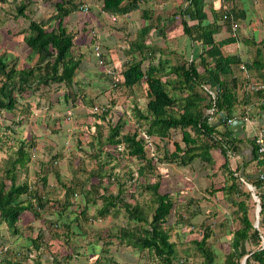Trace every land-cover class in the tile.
<instances>
[{
    "label": "rangeland",
    "instance_id": "374dc122",
    "mask_svg": "<svg viewBox=\"0 0 264 264\" xmlns=\"http://www.w3.org/2000/svg\"><path fill=\"white\" fill-rule=\"evenodd\" d=\"M55 1L30 0L24 9V16H22L17 15L15 10L19 0H0V54L17 57L19 67L31 65L34 58L24 44L22 36L27 34L29 19L45 20L53 13ZM70 1L77 7L64 18V25L73 34L72 52L82 56L76 73V81L79 82L80 78H84L83 74L89 71L94 77H102L108 90L100 91L101 86L96 82V79L92 80V85L88 84L91 89L85 84L78 85V82H75L74 86L70 88L73 91L80 89L85 97L80 101L77 100L75 106H69L63 98V93L70 88L57 83L41 87L39 85L35 90H26L17 95V105L13 111L0 110V134L2 137L0 141V174L1 170L7 167V158L15 157V151L19 145L18 139L26 142L25 149L30 150L26 145L31 140L32 135L30 134H33L34 145L31 148L33 155L24 167H16L15 180L16 182L27 181L35 187L38 182H36V177L40 175L39 170H41V172H47L51 185L48 188L39 187L40 189H38L40 194H45L44 197L42 195V199H46L43 209L35 208L41 216L37 219V215L34 219L33 212L23 211L18 221L20 229L18 234H12L5 224L0 222V242L5 247V250L1 249L4 252H0V257L5 254L4 256H7L13 264H161L146 249L137 250L130 245L118 243L117 239L112 237V234L120 226L135 223L126 218L123 208L119 207L115 218L111 215L101 219L92 216L86 221L81 219L76 226L75 221H70V217L73 218L76 210L73 207L70 209V206L62 209L63 193H59L56 188L61 181L63 185L74 188V182L78 187L80 181L88 180L98 182V187L105 184L106 187L108 186V191L109 185H113L114 189L116 186H122L120 199L130 204L135 201L139 202L143 213L146 211V215L144 214L146 220L139 221L138 224L146 227L153 205L151 194L145 191L142 186L146 183L159 181V190L170 193L173 202V207L163 223L168 231L169 240L174 243L175 259L173 264H200L202 257L195 241L201 237L205 225L211 230V235L206 243L213 252L214 263L224 264V256L229 248L230 232L239 223L232 203V199L238 196L235 195L233 198V193L221 196L220 192L217 194L210 192L213 186L219 187L225 181V172L218 167L220 154L212 152L213 161L210 163L201 162L196 158L186 166H179L174 162L158 161L166 150L168 152L173 150V143L183 146L180 130L171 129L163 140L153 137V156L147 149L144 150L145 156L154 160L153 173L146 167L145 175L137 176L136 167L138 164L139 166L144 165V161H138L136 158L128 156L121 145H118V149L109 145L106 142V134L110 125L119 119L124 121L123 132L134 133L135 136L137 126L146 129V124L143 121L136 120L133 110L136 108L143 111L145 108V82L142 79L139 85L132 88L120 85L118 83L119 76L124 68L118 60L120 57L116 56L111 61L109 56H106V52L102 54L103 64L114 70L115 78H113L103 71V66L97 63L93 46L99 45L103 48L102 41L99 39L104 35L100 38L99 35L97 36L101 25L105 24L104 27L116 28L122 32V36L117 42L111 43H114L113 47L117 53L121 54L120 56L128 57L131 60L129 55L131 40L128 39V35L133 37L137 31L138 23L130 19L123 21L118 17L119 15L103 13L101 0ZM159 1L170 4L164 7L165 10H170V15H172L165 27H161L159 21L157 19L154 21L153 18L154 10L159 8L157 6L153 8L152 5L155 3L158 5L157 1L153 4L147 1L140 2L139 10L132 14L131 19L134 16L139 20V27L140 23L142 24L144 21L148 23V19H151L150 22L156 24L157 33L158 28L166 27L171 28L170 32L175 33V26H181L177 15L178 6L172 5V3L182 4L186 0ZM82 5L87 6L86 10L82 9ZM143 10L146 14L145 18L141 15ZM161 11H164L163 8ZM53 23L52 21L51 24L53 25ZM153 32L154 30H149L146 37L154 38ZM158 37L160 41L161 35ZM163 42L159 45L164 48ZM165 43L167 46L168 42L165 41ZM147 44L151 48L156 45L158 47L157 43H153L152 46L150 41H147ZM145 52L147 54V51ZM162 53L164 54L160 55L165 58L170 57L172 63H182L190 58L188 53H184V57L182 55L179 57L180 53L170 50L167 53ZM155 60L153 59V61ZM144 67L143 64L142 68ZM198 68L201 67L198 65ZM90 91H92L91 94ZM27 103L29 104L26 105ZM105 104L110 105V109L108 112L101 113L102 111L100 112L99 109ZM41 123L47 124L49 132H45V127L40 125ZM34 131L41 134L35 135ZM49 142L53 144L49 145ZM50 160H56V163ZM60 168L63 174H60ZM55 171H60L58 172L59 181L54 175ZM92 175L94 177H91ZM5 183L8 184V181L5 180ZM49 188H53V190ZM95 192H100V190L97 189ZM74 199L75 197L71 196L68 200L71 202ZM57 211L68 212L69 215L58 217ZM87 211L88 215H93L95 205L90 206ZM42 216H45V220ZM62 222L73 224L70 225V223L68 227H64ZM52 223L55 224L54 227L48 228V225ZM37 234L40 235L41 247L35 249L32 244L26 243L25 238L34 237ZM65 237L68 239L64 240ZM102 241H105L106 244H101Z\"/></svg>",
    "mask_w": 264,
    "mask_h": 264
},
{
    "label": "trees",
    "instance_id": "16d2710c",
    "mask_svg": "<svg viewBox=\"0 0 264 264\" xmlns=\"http://www.w3.org/2000/svg\"><path fill=\"white\" fill-rule=\"evenodd\" d=\"M29 1L19 0L15 6L17 15L24 16V9ZM141 1L146 2L148 0H101V10L111 15H121L138 8ZM202 4L203 0H189L177 13L182 32L189 36L192 41L202 39L204 44L208 45V49H205L203 53H199V63L203 67L202 73L197 71L191 60L169 67L160 60L157 61L156 65H146L145 68H142V59H131L121 70L118 83L131 88L139 84L142 79L144 80L146 96L144 112L134 109V106L132 108L136 120L140 119L146 124L145 132L147 134L163 140L168 136L171 129L180 130V139L183 146L173 143V150L169 152L166 150L158 161L174 162L179 166H186L198 158L201 162L210 163L213 158L209 150L212 147L219 149L222 162L218 167L225 172V181L219 187L213 186L210 192L220 191L224 196L233 193L242 197L239 201H235L238 210H236V213L240 214V224L230 232L229 248L223 261L224 264H240L239 259L243 253V241L248 242L250 240L259 243L257 230L247 218L248 206L244 202L250 194L249 191L238 190L242 182L238 180V177L233 174L228 166V153L230 150H234L235 140L228 138L224 134L225 132L216 137L215 130L207 121L208 116L217 114L220 111L226 117L230 116L235 93L219 77L227 74L229 65L237 62L238 59L233 55L223 56L220 53L219 47L229 39L215 43L211 37L214 28L207 29L208 26L199 25ZM76 7L77 5L70 0H56L53 13L45 20H28L27 34L22 36V40L34 58L31 65L19 67L17 57L0 54V110L13 111L17 105L16 96L26 90H35L39 85L41 87L57 83L70 88L74 86L75 82H78L76 81V73L80 66L81 55L72 52L73 34L64 25V18ZM52 21L54 22L53 25L51 24ZM191 21L195 22L191 23ZM190 26L196 28L195 30L202 29L201 35H193ZM147 29L148 27L145 25L139 28V38L136 36L131 42L137 48L139 54L143 53L142 35L146 33ZM206 54L211 59V65L205 61ZM168 74L174 75L179 88L187 91L186 95L176 96L168 91L166 87L169 81L167 79ZM162 77H165L164 80L161 79ZM204 84H210L214 87V93L211 97L208 95V106L206 105L207 108H212L211 113L202 112L198 104L200 98L194 92L196 86L201 87ZM84 97V93L80 92V89L73 91L70 88V90L63 93V98L69 106H75L76 101H80ZM123 123L124 121L119 119L110 125L106 134V142L116 149H118V145H121L128 156L134 157L138 161H144V165L139 166L138 164L136 167L137 176L145 175L144 170L146 167L153 173L154 160L145 156L142 142L135 139L134 133L123 132ZM30 138L31 140L26 145L30 150L25 149L26 142L18 139L19 145L15 151V157L9 156L7 158V167L1 170L0 174V222H3L12 234H18L20 231L18 221L23 211L30 210L35 217L38 215L35 208L43 209L46 201L42 199V194L38 191L39 187L48 188L51 186L47 172H41V170H39L40 175L36 177V182H38L35 187L27 181L16 182L15 180L16 167H24L33 155L31 148H33L34 142L32 137ZM51 162L56 163V160ZM54 175L59 181L57 171L54 172ZM5 180L8 181V184L5 183ZM89 181H80L76 192H74L72 186H65L62 181L59 182L65 188V202L62 209L70 206L76 210L75 216L70 220L71 222L72 220L75 221L76 226H78L81 219L86 221L92 216L96 219L109 215L115 218L119 207H121L126 214V218L135 223L120 226L112 234V237L117 239L118 243L130 245L137 250L146 249L161 264H173L175 259L174 243L169 240L168 231L163 226L166 216L173 207V202L167 191L159 190V181L146 183L142 186L145 191L151 194L153 205L146 227L138 224L139 221L146 220V211L143 213L139 202L135 201L130 204L120 199L122 186H117L115 192L112 193L110 190L108 191L105 185L102 186V191L99 193L95 192L97 188H91V186L98 185V182H95L96 185L90 183V188H86ZM69 195L75 197L74 201L70 202L68 200ZM88 204L90 206L95 205L93 215H88ZM61 212L58 211L57 215L60 216ZM71 222H62L61 224L68 227ZM54 225L52 223L48 225V228L54 227ZM210 235L211 230L205 225L201 237L195 241L202 257L200 264H215L213 252L206 243ZM39 238L40 235L38 234L29 237L26 243L29 242L36 249L39 246ZM101 244H106V242L102 241ZM2 247L0 242V252H4L1 251ZM4 255L0 257V262L13 264ZM244 264H264V248H259L248 254L245 257Z\"/></svg>",
    "mask_w": 264,
    "mask_h": 264
},
{
    "label": "crops",
    "instance_id": "0c3cea01",
    "mask_svg": "<svg viewBox=\"0 0 264 264\" xmlns=\"http://www.w3.org/2000/svg\"><path fill=\"white\" fill-rule=\"evenodd\" d=\"M156 1L159 2L158 5H156L155 3ZM142 2L144 3L145 1H141V3ZM147 2H149L150 4L155 3L152 5L153 8L154 6H157L159 8L154 10L153 18L154 21H156V19L159 21L161 27L163 26L165 27V25L169 23V20H171L172 15H170V10L167 11L164 9V7H167L170 4L161 3L159 0H148ZM188 2L189 0L187 2L185 1L182 4L181 3L179 4L178 2H173L172 5L178 6V10H180V8L184 7ZM162 8L164 11H161ZM137 10H139V7L118 16L122 18L121 20L123 21H127V19H130V20H134L133 22L138 23L137 31L133 34V37H131L130 34L128 35V39L131 40V42L133 41V38H135L136 36L139 38V28H141L143 25L148 27L146 33L142 35L144 46H143V53H140L141 55L139 54V51L134 45H132L131 43L129 44L130 46L129 48L131 49V53L129 55L131 56V59H135V60L142 59L143 63H141V66L144 64L145 67L146 65H156L157 61L162 60L164 65H167L169 67L172 65H176L177 63L180 64V62L172 63L170 61L171 60L170 57L165 58L161 56L164 54L162 52L167 53V51L169 50L178 52L180 53L179 57L181 55L182 57H184L183 54L188 53V57H190L188 61L191 60L195 64L198 72L201 73L203 72V67H201V64L199 63L200 62L199 53H203L205 49H208V45H205L202 39H200L199 41L198 40L192 41L189 36H187L182 32L181 27H177V25L175 26L176 28H174L175 33H173L172 31L170 32L171 28H167V27L164 29L158 28V33H157L155 29L156 24L155 23L152 24V22H150L151 19H148L149 20L148 23L145 21L142 24L140 23V27H139V20L135 19L134 16L131 19L132 14H134V12H136ZM200 13H201L200 16L201 21L199 22L200 23L199 25L204 27L208 26L207 29L214 28L211 37L215 43L229 39L219 47L220 53L223 56L233 55L238 59L237 62L229 65V72L227 74L220 75L219 77V79L225 82L227 86L231 87L233 92L235 93L230 116L226 117L225 114L222 111H220L217 114H211L210 116H208L207 121L208 124L211 125L215 130L216 137L220 136V133L225 132L224 134L228 138L235 140L234 150L233 151L230 150V152L228 153V166L233 171V174L238 177V180L242 182V185L238 187V190L249 191L250 194L249 198L244 200L245 204H247L248 206L247 218L250 220L253 227L256 221L257 226L254 228L257 230L258 236H261L263 238V242H264V179L259 180L257 178L258 173L264 171V163L262 162L261 159L258 158L253 142L255 136L257 135H260L264 138V93L262 92L253 93L246 90L244 87V83L246 81H253V82L264 81V0H203ZM224 13L230 14L233 17V19L237 22V28L234 34L231 33V29L229 27L228 22L222 19V15ZM141 15L144 18L146 17L144 10L142 11ZM194 22L195 21H191V23ZM104 26L105 24L101 25L100 29L97 31V36L99 35V38L104 35L101 39H99L100 41H102L101 45H103V48L100 47L102 49L101 53L104 54L106 52L105 53L106 56H109L111 61L114 60L116 56L117 58L120 57V59L118 60L120 64L125 67L129 63L130 59H128V57L120 56L121 54L117 53L114 49L115 47H113L114 43H111V42H117L119 40V37L122 36V32L120 30L118 31L116 28H109ZM190 28L193 31V35L194 34L201 35L202 29L195 30L196 28H193L192 26H190ZM149 30H154V32L152 33L154 35V38L152 39H148L146 37V35L149 34ZM159 35H161L160 41L158 39ZM147 41H150V43L152 42V46L153 43H157L158 47L157 45L152 48L149 47ZM165 41L168 42L167 46ZM161 42H163L162 46H164V48L161 47V45H159V43ZM158 48H160L161 50ZM145 51H147V54ZM206 55H205L206 57L205 61L209 65H211L212 64L211 59L208 55L207 56ZM153 59L156 60L153 61ZM198 65L201 67L200 69L198 68ZM241 66H243L244 68H241ZM83 75L85 79L83 77L80 78L78 85L85 84L89 89H91V86H88V84L92 85L93 84L92 80L96 79V82L99 83L101 86L99 88L100 91L103 89H108V86L104 83L102 77L101 78L94 77L89 71ZM164 78L165 77H162L161 79L164 80ZM167 79H169V81L166 87L170 93L176 96L186 95L187 91L185 89L179 88V84L176 82L175 80L176 78H174V75L168 74ZM126 88H130V87H126ZM92 91H90L89 93L91 94ZM194 92L200 98L198 104L202 112L211 113L213 111L212 108L210 106H209L210 108H207L206 105L208 106V95L211 97L214 93L213 85L204 84L201 87L196 86L194 88ZM140 112H144V110ZM232 116H236L237 119L231 122H227V121L223 122L224 120H227ZM244 117H246L247 120L243 121L242 119ZM40 125L45 127L44 129L45 132H49V130H47V124L41 123ZM40 131L42 130L40 129ZM34 134L39 135L41 133H36V131H34ZM30 135L33 136V134ZM48 144L52 145L53 143L49 142ZM209 152L210 154H212V152H216L219 155V149L216 147H212L209 150ZM221 162H222V158H220V163ZM60 171L58 172H60V174H63L61 168ZM90 183L96 185L95 181H89L88 185L86 186L87 189L90 188ZM102 186L104 187L105 184H102ZM112 186L113 185L111 186L109 185L110 188L109 190L110 192L114 193L117 186L115 189ZM103 187H98V185L91 186V188H97L98 190H100V192L102 191ZM56 188L59 193H63L61 203L64 204L65 188L61 184L58 185ZM78 188L79 187H76L75 184L74 192H76ZM49 189L53 190V188H49ZM218 192L220 191H217L215 193L217 194ZM220 193L221 196H224L222 192ZM42 195L44 197L45 194ZM235 195L238 197L234 198ZM70 198L71 195L68 196V199ZM233 198H234L232 200L234 206L233 209L237 210L236 209L237 205L235 204V201H239L240 199H242V197L237 194H234ZM89 208L90 205L88 206V209ZM70 209H72V207H70ZM53 215L57 217L55 213H53ZM62 215H69V214L68 212H63L61 213V217ZM239 215L240 214L238 213L237 220L238 223L240 224ZM40 216L41 214L39 212L36 218L38 219V217ZM42 217H44L45 220V216ZM33 218L35 219V217ZM71 219L72 218L70 217V220ZM72 224L73 223H71L70 225ZM25 239L28 240L27 237ZM67 239H68L67 237L64 238V240ZM242 246H243V253L239 260H241L244 256L246 257L254 250H257L259 248H264V245L262 247H259L258 242L254 243L250 240L248 242L243 241ZM38 247H41L40 238H39Z\"/></svg>",
    "mask_w": 264,
    "mask_h": 264
},
{
    "label": "built area",
    "instance_id": "2783aa9c",
    "mask_svg": "<svg viewBox=\"0 0 264 264\" xmlns=\"http://www.w3.org/2000/svg\"><path fill=\"white\" fill-rule=\"evenodd\" d=\"M186 1H188V0H186ZM86 8H87L86 5H82V9L86 10ZM111 19H114V17H111ZM222 19H224L225 21L228 22L229 27L231 29V33L234 34V32L237 28V22L233 19V17L230 14H226V13H224L222 15ZM93 53H94V56L97 60V63L99 65L103 66V71L105 73L111 75L113 78H115L114 70L111 67H108V66L103 64V57H102V53H101L99 45L93 46ZM241 68H244V67L241 66ZM244 87L246 90L253 92V93L254 92L264 93V81H258V82L257 81H254V82L253 81H246L244 83ZM109 106L110 105L105 104L103 107H100V109H99L100 112L101 111L108 112L110 109ZM236 119H237L236 116H232V117L228 118L226 121L231 122L233 120L235 121ZM242 120L245 121V120H247V118L244 117ZM135 132H136L135 139L141 140L142 145H143V149L144 150L147 149L150 152V155L153 156L154 155L153 136L147 134L145 132V130L140 128L139 126H137V129ZM253 142H254L255 151H256L258 158L261 159L262 162L264 163V138L260 135H257V136H255ZM53 163H55V162H53ZM257 178L259 180H263L264 179V171L259 172L257 175ZM256 226H257V223L255 221L254 227H256ZM263 245H264L263 238L261 236H259V247H262ZM2 248L5 250V247H2ZM244 259H245V256L240 260V264H244Z\"/></svg>",
    "mask_w": 264,
    "mask_h": 264
}]
</instances>
